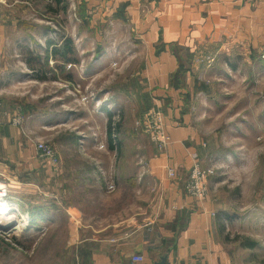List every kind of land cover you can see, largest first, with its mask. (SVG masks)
Segmentation results:
<instances>
[{
    "label": "rangeland",
    "instance_id": "obj_1",
    "mask_svg": "<svg viewBox=\"0 0 264 264\" xmlns=\"http://www.w3.org/2000/svg\"><path fill=\"white\" fill-rule=\"evenodd\" d=\"M3 1L7 21L16 24L3 74L15 85L8 88L6 102L12 114L23 115L19 125L25 139L34 149L35 141L44 143L53 157H39L44 169L21 174L19 184L0 175L9 211L15 214L10 227L0 226V264H73L79 239L86 241L95 229L132 227L152 219L160 191L151 163L167 144L159 145L147 124L152 125L155 112L167 133L170 124L138 70L144 55L134 51L125 23L93 26L75 0ZM174 51L176 65L212 59L200 49L194 54L177 47ZM249 90L219 87L216 80L208 86L199 79L192 92L199 99L212 94L239 101L249 97ZM184 91L186 87L181 92L185 100ZM252 97V110L260 113L264 88ZM191 105L199 114L207 113L196 102L184 101L180 108L188 111ZM229 105L226 110L212 105L213 121L204 122L214 129L208 133L210 156L203 159L210 170L208 193L223 214L227 248L240 253L244 264H264V136L225 134L226 117L234 108ZM108 112L111 126L120 125L112 134L121 142L119 151L108 145ZM237 145L243 152L234 153ZM248 241L255 244L246 247Z\"/></svg>",
    "mask_w": 264,
    "mask_h": 264
},
{
    "label": "crops",
    "instance_id": "obj_2",
    "mask_svg": "<svg viewBox=\"0 0 264 264\" xmlns=\"http://www.w3.org/2000/svg\"><path fill=\"white\" fill-rule=\"evenodd\" d=\"M2 2L0 0V175L19 184L21 174L31 175L40 166L44 169L45 164L29 139H25L22 125L11 122L13 112L6 99H9L8 88L15 84L3 74L8 66L7 55L10 59V36L16 31V24L7 21ZM75 2L92 25L125 23L131 30L129 36L135 41L134 51L139 56L144 55L143 65H139L138 70L148 88L153 89L152 99L161 105L164 120L170 124V142L151 163V168L158 172L154 183L157 182L160 191L150 211L152 219L132 227L95 229L86 241L79 239L80 247L73 264L246 263L240 253H232L227 248L225 221L219 208L215 210L210 193L206 199L199 200L186 192L185 183L192 163L200 160L205 165L203 159L210 156L213 141L208 133L214 129H209L210 125L204 122L213 121L212 105L225 110L231 103L234 106L222 129L225 134L260 137L259 140L264 136V106L260 113L256 107L252 110L256 103L252 94L264 88V0ZM174 47L193 54L200 49L212 59L207 64L176 65ZM199 79L208 86L216 80L219 87H248L249 97L237 101L236 96L207 94L199 99L192 92ZM185 87L188 96L184 100L181 92ZM184 101L189 105L196 102L200 109L202 104L207 113L199 114L192 105L185 111L180 108ZM239 145L235 146L234 153L242 150ZM168 167L176 170L174 178L167 176ZM85 244L89 245L87 250L82 248ZM135 255H141L143 260H133Z\"/></svg>",
    "mask_w": 264,
    "mask_h": 264
},
{
    "label": "built area",
    "instance_id": "obj_3",
    "mask_svg": "<svg viewBox=\"0 0 264 264\" xmlns=\"http://www.w3.org/2000/svg\"><path fill=\"white\" fill-rule=\"evenodd\" d=\"M152 118L155 117V120H151L153 123L150 126L147 124L148 129L152 132V135L158 140L159 145H166L170 142V136L166 132L164 125L161 123V114L158 112L152 113ZM23 115L21 113H14L11 116V122L14 125H19L23 120ZM150 127V128H149ZM36 151L39 157H53V154L49 147L44 143L35 141ZM209 169L200 163L199 160H195L189 171L188 177L185 183V190L188 194L196 197L199 200L206 199L208 193V174ZM167 176L174 178L176 176V170L173 167H168ZM8 191L5 181L0 179V200L7 196ZM133 260L142 261L143 257L141 255L133 256Z\"/></svg>",
    "mask_w": 264,
    "mask_h": 264
},
{
    "label": "trees",
    "instance_id": "obj_4",
    "mask_svg": "<svg viewBox=\"0 0 264 264\" xmlns=\"http://www.w3.org/2000/svg\"><path fill=\"white\" fill-rule=\"evenodd\" d=\"M63 1L64 0H55V2L57 4H60ZM62 8H65V7L62 6ZM68 41L71 42L70 39H68ZM67 45L70 47V43H67ZM69 49L70 48H68V50ZM64 52H65V49H64ZM64 52L62 51V54H64ZM41 66H43V65H41ZM39 77L42 78V79H44L45 78V75H41ZM111 121H112L111 120V113L108 112V121H107V124H106L108 145H109L110 148L116 149L117 151H119L121 142L120 141H115L116 139L112 138V134L119 131L118 130V126H120V125L117 123V124L114 125V127H112L113 125L111 126V123H112ZM11 207H12V205H11ZM254 244H255L254 241H248L246 246H253Z\"/></svg>",
    "mask_w": 264,
    "mask_h": 264
},
{
    "label": "bare ground",
    "instance_id": "obj_5",
    "mask_svg": "<svg viewBox=\"0 0 264 264\" xmlns=\"http://www.w3.org/2000/svg\"><path fill=\"white\" fill-rule=\"evenodd\" d=\"M12 209V207L8 204L5 198H2L0 200V226L3 227H10L11 226V219L15 217L14 212H10L9 210ZM7 219L9 221L7 222H1V220ZM17 222V221H16ZM11 229H8L10 231Z\"/></svg>",
    "mask_w": 264,
    "mask_h": 264
}]
</instances>
